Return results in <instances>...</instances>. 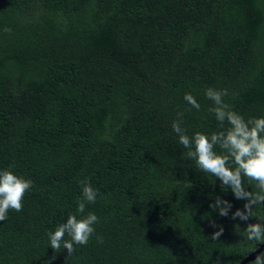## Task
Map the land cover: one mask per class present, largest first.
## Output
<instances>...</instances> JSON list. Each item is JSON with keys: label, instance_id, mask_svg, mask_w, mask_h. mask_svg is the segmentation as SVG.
<instances>
[{"label": "trees", "instance_id": "16d2710c", "mask_svg": "<svg viewBox=\"0 0 264 264\" xmlns=\"http://www.w3.org/2000/svg\"><path fill=\"white\" fill-rule=\"evenodd\" d=\"M209 87L264 117V0H0V170L33 182L0 221V264H240L256 218L232 219L246 201L172 129L182 112L189 136L220 130ZM84 180L98 196L81 214ZM88 212L87 245L54 252L48 233Z\"/></svg>", "mask_w": 264, "mask_h": 264}, {"label": "clouds", "instance_id": "9594fccd", "mask_svg": "<svg viewBox=\"0 0 264 264\" xmlns=\"http://www.w3.org/2000/svg\"><path fill=\"white\" fill-rule=\"evenodd\" d=\"M4 31L9 32L11 29L5 28ZM226 96V89L209 87L205 90V97L212 102L209 111L214 114L220 130L211 134L197 131L189 136L182 126V112L177 113L172 129L179 138V144L186 149V155L195 161L200 171L218 178L221 185L231 189L236 199L246 201L244 210L237 209L232 213V219L239 218L247 222L250 218H256L255 223H247L244 228L246 238L264 243V220L255 217L253 212L254 208L264 205V117L246 120L225 101ZM184 100L196 110L201 108L191 93H185ZM244 178L256 183V193L244 187ZM32 184L31 179L18 176L10 169L0 170V221L6 220L10 209L22 211L24 195ZM81 184L82 199L78 201L77 212L83 214L88 204L96 202L98 190L87 180L81 181ZM210 207L218 210L220 216L226 217L232 204L217 196ZM97 223L98 217L93 212L79 219L76 215H69L66 222L61 223L54 232L48 233L50 247L54 252L63 248L71 255L75 245H87ZM212 226L219 227V231L211 235V239L216 241L224 229L214 221ZM65 236L69 239H65ZM98 240L102 242L99 237ZM255 264H264V257H257Z\"/></svg>", "mask_w": 264, "mask_h": 264}, {"label": "water", "instance_id": "95a60500", "mask_svg": "<svg viewBox=\"0 0 264 264\" xmlns=\"http://www.w3.org/2000/svg\"><path fill=\"white\" fill-rule=\"evenodd\" d=\"M264 250V243H261V245L252 253H250L249 255H247L241 262L240 264H247L249 262H252L254 260L257 259V257H259V255L263 252Z\"/></svg>", "mask_w": 264, "mask_h": 264}]
</instances>
